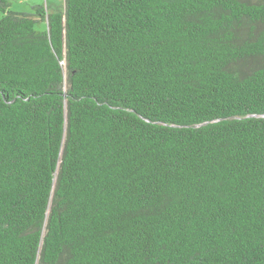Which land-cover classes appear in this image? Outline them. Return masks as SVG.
I'll use <instances>...</instances> for the list:
<instances>
[{
    "label": "trees",
    "instance_id": "1",
    "mask_svg": "<svg viewBox=\"0 0 264 264\" xmlns=\"http://www.w3.org/2000/svg\"><path fill=\"white\" fill-rule=\"evenodd\" d=\"M33 9L0 0V264H264V0Z\"/></svg>",
    "mask_w": 264,
    "mask_h": 264
},
{
    "label": "rangeland",
    "instance_id": "2",
    "mask_svg": "<svg viewBox=\"0 0 264 264\" xmlns=\"http://www.w3.org/2000/svg\"><path fill=\"white\" fill-rule=\"evenodd\" d=\"M10 8L14 11L20 12H32L34 5H43L48 11H52L56 8H64L65 0H9ZM47 20L39 19L36 22V28L38 30H46L47 29ZM66 73V65L64 66Z\"/></svg>",
    "mask_w": 264,
    "mask_h": 264
}]
</instances>
